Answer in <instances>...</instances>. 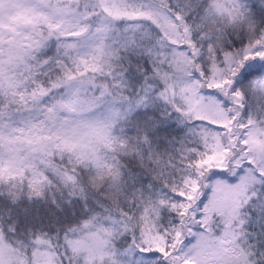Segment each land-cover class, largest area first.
Here are the masks:
<instances>
[{
	"label": "snow or ice",
	"instance_id": "6c2138e0",
	"mask_svg": "<svg viewBox=\"0 0 264 264\" xmlns=\"http://www.w3.org/2000/svg\"><path fill=\"white\" fill-rule=\"evenodd\" d=\"M0 264H264V0H0Z\"/></svg>",
	"mask_w": 264,
	"mask_h": 264
}]
</instances>
